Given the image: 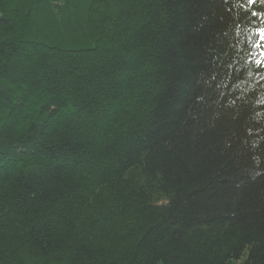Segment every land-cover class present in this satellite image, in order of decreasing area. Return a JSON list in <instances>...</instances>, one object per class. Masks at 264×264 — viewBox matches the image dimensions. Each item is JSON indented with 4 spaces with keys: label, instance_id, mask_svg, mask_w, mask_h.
Here are the masks:
<instances>
[{
    "label": "trees",
    "instance_id": "16d2710c",
    "mask_svg": "<svg viewBox=\"0 0 264 264\" xmlns=\"http://www.w3.org/2000/svg\"><path fill=\"white\" fill-rule=\"evenodd\" d=\"M0 264H264V0H0Z\"/></svg>",
    "mask_w": 264,
    "mask_h": 264
},
{
    "label": "snow or ice",
    "instance_id": "6c2138e0",
    "mask_svg": "<svg viewBox=\"0 0 264 264\" xmlns=\"http://www.w3.org/2000/svg\"><path fill=\"white\" fill-rule=\"evenodd\" d=\"M252 2V0H249V3H251Z\"/></svg>",
    "mask_w": 264,
    "mask_h": 264
}]
</instances>
